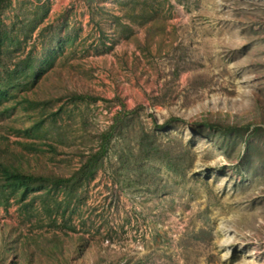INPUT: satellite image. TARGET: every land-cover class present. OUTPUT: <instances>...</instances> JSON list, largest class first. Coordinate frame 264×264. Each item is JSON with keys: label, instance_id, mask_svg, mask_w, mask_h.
Here are the masks:
<instances>
[{"label": "rangeland", "instance_id": "obj_1", "mask_svg": "<svg viewBox=\"0 0 264 264\" xmlns=\"http://www.w3.org/2000/svg\"><path fill=\"white\" fill-rule=\"evenodd\" d=\"M10 71L1 163L110 140L71 196L0 188V264H264V0H0Z\"/></svg>", "mask_w": 264, "mask_h": 264}, {"label": "trees", "instance_id": "obj_2", "mask_svg": "<svg viewBox=\"0 0 264 264\" xmlns=\"http://www.w3.org/2000/svg\"><path fill=\"white\" fill-rule=\"evenodd\" d=\"M15 73L16 72L14 71L8 72L4 81L3 79L0 81V99H3L6 96V93L10 88H16L17 85H20L17 82L15 83L13 79V75ZM34 75V79H36L40 74L34 73ZM2 86H4L5 89H3ZM167 123L168 122H165V124ZM200 125L206 129L227 135H233L234 133L236 134L237 132H240L235 126H221L207 121H201ZM261 132L264 134V129L256 126L254 131L249 136L253 139L264 140V135H261ZM108 133H106L103 137V141L102 144L99 145V149L88 153L81 165L68 177L35 174L21 169L19 170V168H16L12 164L0 162V188L10 189L12 191L17 189L21 190L23 198L28 194L33 186L58 189L67 194L66 196H71L78 185H80L83 181L92 178L101 168L102 158L106 153L107 143L110 140V137H106L108 136ZM251 145L253 144L248 143L247 147H250ZM5 200L7 202V198ZM71 200L72 198H67L65 202L66 206L70 204Z\"/></svg>", "mask_w": 264, "mask_h": 264}]
</instances>
